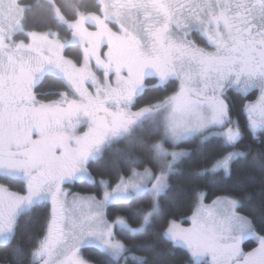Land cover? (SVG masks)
I'll use <instances>...</instances> for the list:
<instances>
[{"label":"snow or ice","instance_id":"snow-or-ice-1","mask_svg":"<svg viewBox=\"0 0 264 264\" xmlns=\"http://www.w3.org/2000/svg\"><path fill=\"white\" fill-rule=\"evenodd\" d=\"M177 251L264 264V0H0L4 264Z\"/></svg>","mask_w":264,"mask_h":264},{"label":"trees","instance_id":"trees-1","mask_svg":"<svg viewBox=\"0 0 264 264\" xmlns=\"http://www.w3.org/2000/svg\"><path fill=\"white\" fill-rule=\"evenodd\" d=\"M182 147H190V145H182ZM256 175H257V179H258V174H256ZM71 190L72 191H81L80 188H76V187L72 188ZM210 199L211 198H209V200L206 201V203L210 202ZM172 211L174 212L173 218L177 222H180L183 225L189 224L187 217L191 215V212L189 211V206L187 204H181L179 206V208L173 209ZM255 246H256L255 243L246 241L245 244L243 245V249H244V251H249ZM85 254L87 255V253H85ZM138 254H142V253H138ZM0 264H4V257H3L2 252H0ZM166 264H185V261L183 259L181 252L177 251L175 258H170L166 262Z\"/></svg>","mask_w":264,"mask_h":264},{"label":"rangeland","instance_id":"rangeland-1","mask_svg":"<svg viewBox=\"0 0 264 264\" xmlns=\"http://www.w3.org/2000/svg\"><path fill=\"white\" fill-rule=\"evenodd\" d=\"M177 223H179L182 227H185V228H187V227L190 226V221H189V224H188V225H183V224H181L180 222H177ZM249 251H250V250H249Z\"/></svg>","mask_w":264,"mask_h":264},{"label":"flooded vegetation","instance_id":"flooded-vegetation-1","mask_svg":"<svg viewBox=\"0 0 264 264\" xmlns=\"http://www.w3.org/2000/svg\"><path fill=\"white\" fill-rule=\"evenodd\" d=\"M254 98V97H253Z\"/></svg>","mask_w":264,"mask_h":264}]
</instances>
